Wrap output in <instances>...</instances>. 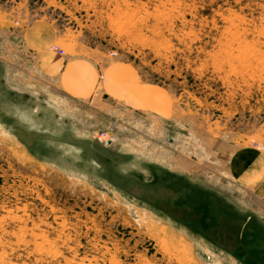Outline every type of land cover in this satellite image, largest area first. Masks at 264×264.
<instances>
[{"label": "rangeland", "instance_id": "1", "mask_svg": "<svg viewBox=\"0 0 264 264\" xmlns=\"http://www.w3.org/2000/svg\"><path fill=\"white\" fill-rule=\"evenodd\" d=\"M32 25L102 63L95 95L38 71ZM256 143L264 0H0V264H263L228 166Z\"/></svg>", "mask_w": 264, "mask_h": 264}, {"label": "crops", "instance_id": "2", "mask_svg": "<svg viewBox=\"0 0 264 264\" xmlns=\"http://www.w3.org/2000/svg\"><path fill=\"white\" fill-rule=\"evenodd\" d=\"M40 26L32 25L25 31L28 52L34 57L38 71L56 83L67 96L84 101L95 95L98 88L97 65L102 63L81 52L74 55L59 53L57 47L51 46L59 40L57 35L48 34L51 43H47V35ZM228 166L229 178L240 192L255 205L264 207V143L241 147L230 159ZM246 223L250 225V222ZM260 260L264 261V256H255L252 261ZM244 261L249 264L250 260L245 257Z\"/></svg>", "mask_w": 264, "mask_h": 264}, {"label": "built area", "instance_id": "3", "mask_svg": "<svg viewBox=\"0 0 264 264\" xmlns=\"http://www.w3.org/2000/svg\"><path fill=\"white\" fill-rule=\"evenodd\" d=\"M106 136H107V132H102L101 135H100V139L101 138H106Z\"/></svg>", "mask_w": 264, "mask_h": 264}, {"label": "bare ground", "instance_id": "4", "mask_svg": "<svg viewBox=\"0 0 264 264\" xmlns=\"http://www.w3.org/2000/svg\"><path fill=\"white\" fill-rule=\"evenodd\" d=\"M3 25V24H2ZM110 142V141H109Z\"/></svg>", "mask_w": 264, "mask_h": 264}]
</instances>
